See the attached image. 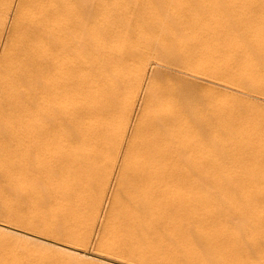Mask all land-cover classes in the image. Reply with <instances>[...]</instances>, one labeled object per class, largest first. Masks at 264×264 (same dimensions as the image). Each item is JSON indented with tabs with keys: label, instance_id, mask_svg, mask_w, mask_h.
I'll return each mask as SVG.
<instances>
[{
	"label": "rangeland",
	"instance_id": "obj_1",
	"mask_svg": "<svg viewBox=\"0 0 264 264\" xmlns=\"http://www.w3.org/2000/svg\"><path fill=\"white\" fill-rule=\"evenodd\" d=\"M105 1L107 2L106 3L107 8L110 6L108 8L110 13L112 12L111 14L114 17L116 16L113 22L111 23L112 27L110 26L108 28V32L105 33V34H108V37L106 38L107 40L105 39L107 41V47L105 48V50L107 49L108 51H105L104 48L101 49V50H104V52L102 51V54L104 53L105 56H107L106 60L108 61V63H106V66H102V64L105 65V62H106L105 60L104 63H102L103 62L102 59L103 58L105 59L106 57L104 56V54L103 55L100 54L101 47L99 45H95L92 38L91 39L86 38V40L84 41L85 45L84 43H82L83 44L82 47L84 49L81 48L82 52L80 56H82V59L88 62V65L89 64L90 65L88 69H86L87 71L80 72L79 77H78L79 79H77V83H76V86L79 89L83 88V92H84L83 93L80 91L81 93L80 94L77 93L79 95L76 94V96H80L81 99L84 96V99H82V102H80V98H79L78 103L77 101L76 103L69 102L68 104L70 105H67V103H65V105H63L62 107L63 109L62 108L60 109L59 116H61L60 118L61 126H59V132L57 135H55L56 137L52 136L50 139V142H48L50 143L47 149L49 153L46 150V153L44 156L45 157L44 159L46 161L44 162L42 161V163L44 164H42V166L41 165L39 166V168L41 169L42 167L43 169L45 168L44 169L45 171L41 169L40 170L36 169L37 171L34 170L36 171L35 173L38 175V180L36 182L21 180L23 182L19 183L20 181L12 180L9 183L7 182L5 183L3 179H0V187L2 188V190L0 188V192H1L0 193V222H3L4 224L8 225L7 227L4 226L5 229L3 230L0 229V264H120L115 261L106 259L107 258L106 255L103 254L104 253L103 248L101 247L103 242H101V240L102 239L105 240L104 235L106 234V236H108L109 233L110 235L108 237V241L111 240V239L109 240V238H112L114 239L115 242L113 240L110 242L112 243L114 242V244L116 243V245L120 247L121 249L133 250L135 254L139 255V256L136 255V257L138 256V259H135V261H140L141 264H164V263L165 264H169V263L170 264H202V263L204 264V262L205 264H210V263L211 264H225L224 260H221L220 258H218V254H214L211 249L203 245L202 240L204 238L202 236L199 237L200 236L199 232L201 231L198 230V226L201 227V229L203 228L204 230L205 229L207 230L208 229L207 227L212 225L214 222H215L214 225L219 222L220 224L222 223L221 225L224 224L223 225L224 227L226 228L228 227L227 230L229 232L234 231L236 229H237L236 231H240V232H236V231L231 232L236 235H239V233L242 234V235H239L240 239L244 237L243 235H245L246 237L247 236L250 237V236H253L254 233H257V232H253L252 225H250L251 223L247 221L239 213L237 214L235 209L232 208L233 205L229 202H232L233 200L235 202H239V204H242L243 208H245L244 215L248 216L250 215L249 213H251L252 211H251L249 204H247L248 202L244 198L245 196L243 195L245 193V188H248V186L253 187L254 185H264V0H259L260 4L256 8H252V10L249 9L253 13V15H248V10L242 7L240 4H238L237 0H217V2L218 1L219 2H218V6L216 7L215 11H212L213 9L207 8L205 5H203L201 0L199 1L198 0L197 1L196 0H192V1L190 0H135V1L134 0H129V1L128 0H105ZM116 1L118 2V4ZM149 4H151L152 7ZM147 5H148V8L150 7L156 8V10L154 9V15L157 14L156 16L159 17L158 19H156L157 18L156 16H155L156 18L154 17V19H156L154 20V28H150L149 24L145 23L144 21L136 20L137 17L142 16L143 14L142 9L143 7L144 9H146ZM164 6H165V9H164ZM196 7L198 8V11L196 10L197 9ZM161 8L165 11L161 10ZM177 8H178V11L176 10ZM194 9L196 12L194 11ZM118 10H121L122 12L123 11L124 12L123 13L120 11L118 12ZM179 13L182 19H180ZM162 14L163 15L165 14V15L161 16ZM132 15L135 18H131ZM160 18H163L164 21L163 20L161 21ZM210 18H214V19H210ZM184 19L187 21H185ZM169 21H171L172 24ZM140 22L141 23L143 22V23L141 24ZM166 22L167 23L169 22V23L167 24ZM163 23L165 24L163 25ZM155 24L157 26H155ZM170 24L173 25L174 27L171 26ZM145 26L146 28H144ZM140 27L141 29H139ZM147 27H149L151 30L148 29ZM206 29L209 31H206ZM142 30L145 31L146 34H142L141 32H139ZM124 31L127 34L126 36L127 39L123 37L124 38L123 40L127 41L126 42L127 48H129L128 51L132 53L134 52L137 46L143 47V48L140 47L141 48L139 50L140 53L141 51L142 53L145 52L143 54H146L147 52V55H146L147 60L146 59L145 60L148 62L150 60L151 63L153 62V66H155L153 73L151 72L152 71L151 68L153 66L148 67V73L143 83L144 86H142L143 88L140 90L139 88L136 87L133 81H128L130 80L131 76L128 75V73L126 72L127 70L126 68L123 69L122 72H117L118 67H122L127 64L129 66V63L133 60V58H131L133 56L127 55L130 52L128 53L126 51L125 53L127 54H125L124 52H121L120 49L119 50L113 49V48H116L117 44H121L119 42H121V37L124 35ZM151 31L153 32L151 33ZM109 36H111V38H109ZM108 38L112 42L109 43ZM206 42H207V45H206ZM97 46L99 47L97 48ZM110 50H113V51H110ZM98 51L100 53H98ZM109 52H113V55L112 53H109ZM114 52H116V54L117 53L119 54L115 55ZM97 55H100V58L101 56H103V58L100 59L99 56L97 57ZM118 56H120V60ZM122 57H124V59ZM83 60H81V58L79 59L80 62H84ZM98 61L99 63H97ZM109 62L111 64H109ZM93 63L94 64L97 63V64H95L94 66ZM100 63H101V66H100ZM96 65L101 69L99 70V68ZM90 66L91 67L93 66V67L91 68ZM94 67H95V70L97 69L96 71L93 70ZM104 69L106 70L104 71ZM94 71L95 72L98 71L99 73L97 72V74H101V75H99L98 77V75ZM213 71H216V76L221 77L222 80L219 79V82L220 80L222 81L220 83L221 86L216 83L212 84V82H210ZM115 72L117 73L114 74L113 76V73ZM197 72L202 73V76H203L202 80H199L195 77L198 75ZM94 73L96 76L94 75ZM100 77L102 79V82H101ZM104 77H107L108 79ZM115 77L116 79L114 80ZM118 77L120 80L118 79ZM103 78L106 81H104ZM93 79L95 83L94 81H92ZM141 79H143L142 76L137 77L138 81H141ZM121 80L123 81V83L125 82L126 83L122 84V82H120ZM111 81H112V84H111ZM223 81H226V82H223ZM105 83L106 85H104ZM96 84L98 85V87ZM115 84H117V87L118 86L119 87L118 88L115 87L116 86ZM131 84L132 86H130ZM226 85L228 88H226ZM111 86H114L112 87L113 90ZM106 87L108 88V90L106 89ZM132 87H136V88L132 89ZM90 88L93 89V91L95 92L94 94H92V96L91 94H89L90 93L89 90L91 91ZM104 88H105V92H103ZM96 89L102 90V92L97 91ZM136 89L138 90V93ZM107 96L109 97L108 99H107ZM98 98L102 100L100 99L98 100ZM103 99H106V100H103ZM145 101L147 102L144 107ZM79 102L81 105H79ZM146 107H149V109ZM93 108H94V111L96 112L97 110L98 112L101 111V109L102 111H105V110L107 111V109H109V111L115 110V112L117 111L116 112L117 115H115L117 118L115 116H114L115 118L112 117L113 123L111 124H110V122H112L111 118H110L111 120L105 119L106 121L103 119V122L101 120L102 118L101 119L97 118L96 119L97 123H95L96 121L93 118H92L93 120L86 118L88 117L86 115V111H89L90 109L93 111ZM129 110L131 113L129 112ZM65 111L67 114L64 113ZM80 111L81 113L77 114ZM82 113H84V115L79 116V117L84 116L83 118L79 119L78 116H75V115H81ZM139 114L141 115L138 116ZM99 120L101 121L102 125L99 124L100 123ZM163 120H165L166 123H164ZM92 121L94 122V124L91 123ZM104 121L106 125H104ZM138 121L139 122L143 121L145 124L139 123ZM137 122L140 125L136 124ZM107 124L109 126H107ZM112 124L114 126H112ZM148 124L151 126H148ZM95 125L98 128L97 130L93 128L95 127ZM103 125H104V128H107L106 129L107 133L106 132L104 133L105 130L102 131V133L106 134L104 137H106L107 139V141H104L106 142L104 144L100 143V142H103L102 140H104V138H103V134H100L101 132L99 130V128L103 130L102 129ZM133 125L134 126L137 125L136 127L138 128L140 127V129L143 132L139 135L138 134L139 130ZM147 126L149 128L151 127L150 130L148 128L146 130ZM70 128L71 129L76 128L74 130L77 133H74L75 131L71 130ZM173 128L174 130H172ZM92 129H95L96 131L95 130L94 131L97 133L96 134L94 132L95 135L97 137L101 135L102 139L101 137L100 138L98 137L99 140L96 141L95 140L96 137H95L94 141H92V139H90L91 137L93 138V135H94L92 134L93 133ZM134 129H137L138 131L136 130L137 132H135ZM90 132L92 134L91 137H90ZM83 134H85V136L87 135L88 137L86 138L87 139L89 138V140L94 142L95 145L99 141L98 142L99 144H97L96 147L100 148L102 146V149H104L103 154H105L108 150L106 154L109 153L108 154L109 159L111 158L113 160L118 157L116 160H113L114 163L115 161H117V169H118V170L116 169L117 171H115V173L113 174L115 177V178L113 177V180L112 178L109 177V174L111 173L110 168L111 169L113 168L111 167L112 165L111 159L110 160L107 159L108 158L107 156L105 158L103 154L101 153L102 151H100L99 148H98L99 151L98 149L96 150V147L93 146L94 143L92 146H89L87 142L90 144L91 141L89 142L88 140L85 142L88 146L84 144L85 137L83 136ZM122 134L125 135V143H124L125 146L129 145L131 142L133 143V141H134L133 144L141 146L142 144L140 145L141 142L138 140H141L142 142L146 140H151V139L154 140V155H155L154 156L155 157L154 158L155 160L154 169L157 172L156 173L154 171V173L157 174V175L155 174L156 178L154 179V181L156 180V185H154V189L158 190V191L157 190L154 191V201L156 202V203L154 202V218H155L154 219V229L157 233L155 231L145 232V233L144 232H132V230L130 229L132 227L131 224H133V221L135 220V218L133 217L136 215L137 218H140V213L142 214V209L141 207L136 208L134 205L140 201V198L137 192L133 191L132 193L131 192L132 190L131 191L126 190L125 186L119 189L118 183L115 182L116 178L118 180V176H119L117 175L119 172V165L121 164V162L123 163L124 155H122V153L124 154L126 151V148H128L127 146L125 147L123 145L124 148L122 150V153L120 155H117V152H116L117 150L115 149V146L117 147V144H120L121 138L123 136ZM137 134L138 136H136ZM134 135H135V138H134ZM73 138L76 141H74ZM130 139L132 140L131 142L129 141ZM163 140H166V145H161L159 143L160 141H163ZM68 142H70L72 146L74 147V149H72L73 153L70 151L72 155L70 153L67 154L68 151L63 149L64 148L63 146H66L65 144H67ZM107 142H111V143H107ZM70 143L68 144L70 145ZM132 143L130 146L131 147L133 146V150L135 151L134 152L131 148L132 154L136 155L137 150H135L134 148L136 146L133 145ZM103 145H104V148H103ZM91 147H94V148H91ZM60 149L61 150L63 149V150L61 151ZM82 149L84 150L81 151ZM139 149L140 148H138V150ZM47 154H49L50 156ZM64 155H65V158L71 156L74 162L72 167L63 166L62 163H60L62 160H64L63 159ZM135 155H132V157L134 156L133 157L134 161H136ZM87 156L89 160H85V159H88ZM56 158L58 159L56 160ZM47 159L49 161L55 160V163L54 162L52 163V161L49 162ZM119 159L121 162L119 161ZM130 159H131L130 160L131 164L129 163V166L126 167L127 168L125 171L126 174L127 173L130 174L128 170L130 171H132V169L134 170L137 166H139L138 164L140 163V162L138 163L137 161L136 162L137 164L135 162H134L135 164H133L132 163L133 159L131 157ZM138 160H140V158ZM104 162H106L107 165H105ZM45 163L48 165H46ZM132 165L136 167L133 168ZM103 167H105V169H103ZM92 169L96 170V172L93 171ZM107 169H109V171H107ZM39 171L40 173H38ZM106 171H107V174H106L107 176L105 175ZM64 172L68 174L67 175L68 179H66V176L64 177ZM170 172L173 174L174 177L177 176L176 177L178 178V180L176 181L177 184L174 183L175 181L172 182L174 183L173 184L174 187L169 186L172 189L165 188L166 185L165 187H163L164 186L163 184V186L162 187L160 186L161 188L159 189L160 184L157 181V176L159 177L162 175L163 177L164 176L170 177L172 176ZM44 173H45V176H44L45 179H42L43 177L40 174L44 175ZM97 174L99 175L100 178L97 176ZM101 175L102 176L104 175V177L106 176L107 178L106 177H105L106 179L101 178L102 177ZM94 177H97V178H94ZM108 177L110 178L109 184H108V179H109ZM159 179L161 180V177ZM182 180H185V181H182ZM180 181L182 182L183 185L181 184ZM98 182H100L101 184ZM104 184L107 187L106 189L107 192L104 189L105 187ZM106 184H108V186ZM201 184H202V188H201ZM205 184L207 186L209 185L208 186L209 189H207L208 187ZM102 185L104 186L103 190H105L103 192L104 193L106 192V194H103V192L100 191ZM24 186H26L27 189H25ZM98 187H100V189ZM175 187L177 190L174 189ZM225 187H229V189ZM220 188H224L227 190L228 194L230 195L229 198L226 197V195L224 194V192H222ZM239 188H240V191H239ZM73 189L74 191L78 190V195L75 196L74 198L76 201L72 199L69 202L68 199L65 200V197H66L67 192L72 191ZM124 190L126 192H124ZM170 190L173 192H171ZM233 190H235L236 193ZM127 191H129V193ZM111 192L112 193L115 192L117 194H112ZM241 192H242V195H239ZM230 193L231 194L234 193V194L231 195ZM101 194H103L104 196L103 199H101L102 197H100L102 196ZM132 194H134L133 196L135 197V200ZM158 195H160L161 197ZM92 196L94 198H92ZM99 197H100V200L97 199ZM131 197L133 198L131 199ZM136 197H138L137 200H136ZM202 197H203V200L201 199ZM241 198H243L242 202H240ZM28 200H31V201H28ZM101 200H102V204H100ZM133 200L134 202L135 201L136 202L135 203L132 202ZM91 201H93L94 204H92ZM204 201L207 204L210 202L209 203L210 206L213 205V207H211V209L213 208V211H212L213 214L209 217L208 215L210 214L205 213L206 211L203 208ZM35 202H36V205H34ZM95 202L98 203L96 207L100 208L101 211L100 209L95 208V205H96ZM169 203H170V206H169ZM99 204L102 207H99L98 206ZM30 206H32V208ZM125 206L126 208H124ZM110 207H112L111 210H110ZM92 208H95V209L93 210ZM223 208H225L226 210ZM115 209L116 211L118 209V211L117 212L114 211L115 212L114 213L113 210ZM98 210L99 212H96ZM12 211L15 212V214ZM111 211L113 215L110 213ZM95 212L96 214H99L98 217L96 216ZM130 212L134 213V215L131 214ZM18 213L21 216L18 215ZM204 213L207 216L206 218L204 216L205 215ZM26 214L28 216H25ZM129 214H131L130 215L131 218L134 219L133 221H130V219H128L130 218ZM36 215H38V218H36L37 217ZM114 215L116 216V218L117 217L118 218L116 219ZM235 215L238 217L236 218ZM110 216L114 219H112ZM28 217H30V219ZM163 217L166 219H164ZM207 218H208L209 223L208 221H206ZM106 219H108V221L110 222L108 223ZM212 219H216V220L215 221L213 220L212 222ZM8 220L10 223L8 222ZM18 220L20 221V223ZM118 220L122 223H120ZM117 221L119 222V225L116 224L118 223ZM113 222L115 224H113ZM124 223L126 226L122 225ZM194 223L196 224V226ZM202 224L205 227H203ZM102 225H104V227ZM13 226L14 228H17V229L20 228V230L26 231L27 233H32L36 236H32V238H29L27 236H30V235H28L26 232H18V233L12 232V230L14 231V229L11 228ZM229 227H230V230H229ZM169 228H172V230L170 231ZM70 230H71V233H70ZM67 231H69L70 236H72L71 238L74 241H72L69 238L70 236H69V233H67ZM108 231H111L112 233ZM127 231H129L131 234L136 235L134 240L138 239V241H132L133 238L129 239L133 235L130 236V233ZM11 232L13 233V235ZM180 232L181 234H184V235L186 233V237L188 241H191L190 244L185 243V242H181V243L176 242L175 238L173 237H175V235L180 234ZM158 233L161 236H159ZM18 234L21 236L19 237ZM66 234L67 236H69L68 238L66 237ZM118 234L119 236H121L120 238ZM14 235L15 237H13ZM125 236L126 237L129 236V237L126 238ZM147 236L150 239H148ZM89 237L90 239H88ZM246 237H244V239ZM67 239H70V240H67ZM98 239H101V240H98ZM257 239H255L256 247H254L253 244H247V243H246L247 245L245 244L246 245L245 247L248 249L247 253L248 254L250 253L249 256H251V258L255 261V263L264 264V257H263L264 252H262L264 251V243L260 242ZM25 240H28V241H25ZM159 241H162V243L160 242L161 244H163V241H164V244L163 245L159 244ZM55 242L64 243V244H68L71 246L78 245L77 248L79 247L80 252L75 253V252H70L64 249L57 248L60 245L59 244L57 245V243ZM104 242H107V241L105 240ZM120 242H122L123 244ZM131 243L132 244L137 243V245L134 244L135 246H133ZM100 247L102 249H100ZM153 247L154 248L156 247L155 250ZM66 252L69 254H67ZM167 254L168 256H171V257H167ZM99 255H101V257H99ZM74 256L77 258H75ZM130 262L129 264H136L134 260Z\"/></svg>",
	"mask_w": 264,
	"mask_h": 264
},
{
	"label": "bare ground",
	"instance_id": "obj_2",
	"mask_svg": "<svg viewBox=\"0 0 264 264\" xmlns=\"http://www.w3.org/2000/svg\"><path fill=\"white\" fill-rule=\"evenodd\" d=\"M129 1V0H128ZM135 1V0H134ZM192 1V0H190ZM197 1V0H196ZM199 1V0H198ZM117 2V1H116ZM132 2V1H131ZM130 2V3H131ZM148 2V1H147ZM154 2V1H153ZM187 2V1H186ZM185 2V3H186ZM201 2L203 3V5H205L207 8H210V9H213L212 11H215L216 10V7L218 6V2L217 0H201ZM232 2V1H231ZM106 1L105 0H0V179H3L5 181V183H9L11 182L12 180H17V181H20L19 183L23 182V181H30V182H36L38 180V175L35 173L37 170H40L41 168H39V166L44 163H42V161H46L44 158L45 156V153H46V150L48 149L50 143V139L52 136L56 137L55 135L58 134L59 132V126L60 125V122H61V116H59L60 114V109L63 107V105H65V103H67V105H70L68 104L69 102L72 103H78V99L80 98V96H76L77 93H81L83 92V88L79 89L77 86H76V83H77V79H79V74L80 72H84V71H87L86 69H88L89 65H88V62H86L85 60L82 59V56H80L81 54V48L84 49L82 47V43H84V41L86 40V38L88 39H91L93 40L94 44L95 45H99L101 48H100V52L98 51V53L102 54V51L104 52L105 48L107 47V37H108V34H105L106 32H108V28L111 26V23L113 22V20L115 19V17L110 13V11L108 10V7L107 8V5H106ZM143 3V2H142ZM146 3V2H145ZM149 3V2H148ZM151 3V1H150ZM158 3V2H157ZM200 3V2H198ZM237 3L240 4L242 7L246 8L248 10V15H253V13L250 11L252 10V8H256L259 4H260V1L259 0H237ZM118 4V2H117ZM136 4V2H135ZM180 4V2H179ZM183 4V3H182ZM96 5V6H95ZM98 5V7H97ZM113 5V4H111ZM143 5V4H142ZM151 7L152 5L149 4ZM160 5V4H159ZM162 5V4H161ZM194 5V4H193ZM136 6V5H135ZM141 6V5H140ZM158 6V5H157ZM171 6V5H170ZM190 6V5H188ZM121 7V6H120ZM148 8V5H147V8L142 9V16L141 17H137L136 20L137 21H144L145 23L149 24V27L150 28H154V20L158 19L159 17H157L156 15H154V9L156 10V8ZM180 7V6H179ZM113 8V7H112ZM118 8V7H117ZM138 8V7H136ZM135 8V9H136ZM187 8V7H186ZM190 8V7H189ZM193 8V7H192ZM195 8V7H194ZM197 8V7H196ZM219 8V7H218ZM111 9V8H110ZM120 9V8H119ZM124 9V7H123ZM122 9V10H123ZM159 9V7H158ZM164 9H165V6H164ZM202 9V8H201ZM243 9V8H242ZM250 9V10H249ZM161 10H163L161 8ZM160 10V11H161ZM178 11V8L176 9ZM183 10V9H182ZM180 10V11H182ZM198 11V8L196 9ZM112 11V10H111ZM122 12L121 10H118V12ZM165 11V10H163ZM162 11V12H163ZM191 11V10H190ZM195 11V9H194ZM203 11V10H202ZM124 12V11H123ZM122 12V13H123ZM176 12V11H174ZM196 12V11H195ZM211 12V10H210ZM127 13V12H126ZM125 13V14H126ZM156 13V12H155ZM159 13V12H158ZM161 13V12H160ZM164 13V12H163ZM182 13V12H181ZM209 13V12H208ZM128 14V13H127ZM177 14V13H176ZM160 15V14H159ZM165 15V14H164ZM163 14L161 16H164ZM195 15V14H194ZM209 15V14H208ZM125 16V15H124ZM157 18H156V17ZM160 16V17H161ZM168 16V15H167ZM179 16H180V13H179ZM130 17V16H129ZM154 17L156 19H154ZM166 17V16H165ZM171 17V15H170ZM173 17V16H172ZM183 17V16H182ZM196 17V16H195ZM202 17V16H201ZM216 17V15H215ZM122 18V17H121ZM131 18H135L133 15L131 16ZM130 18V19H131ZM197 18V17H196ZM195 18V19H196ZM127 19V18H126ZM161 21L163 20V18H160ZM169 19V18H168ZM174 19V18H173ZM180 19L181 16H180ZM189 19V17H188ZM194 19V18H192ZM202 19V18H201ZM210 19H214V18H210ZM122 20V19H121ZM135 20V19H134ZM171 20V19H170ZM185 20V19H184ZM191 20V18H190ZM208 20V19H207ZM228 20V19H227ZM120 21V20H119ZM164 21V20H163ZM172 21V20H171ZM171 21H169L171 23ZM176 21V20H175ZM187 21V20H185ZM210 21V20H209ZM121 22V21H120ZM127 22V21H125ZM134 22V21H133ZM168 22V23H169ZM182 22V21H181ZM180 22V23H181ZM189 22V20H188ZM186 22V23H188ZM192 22V21H191ZM199 22V21H197ZM196 22V23H197ZM201 22V20H200ZM203 22V21H202ZM211 22V21H210ZM214 22V20H213ZM117 23V22H116ZM122 23V22H121ZM130 23V22H129ZM136 23V22H135ZM141 23V22H140ZM143 23V22H142ZM141 23V24H142ZM167 23V22H166ZM167 23V24H168ZM174 23V22H173ZM178 23V22H177ZM179 23V24H180ZM195 23V21H194ZM123 24V23H122ZM146 24V25H147ZM160 24V23H158ZM165 23H163L164 25ZM172 24V23H171ZM170 24V25H171ZM185 24V23H184ZM183 24V25H184ZM118 25V24H117ZM175 25V24H174ZM182 25V26H183ZM189 25V24H188ZM193 25V24H192ZM198 25V24H197ZM209 25V24H208ZM218 25V23H217ZM119 26V25H118ZM140 26V25H139ZM138 26V27H139ZM144 26V25H143ZM148 26V25H147ZM155 26H157L155 24ZM161 26V25H160ZM173 26V25H171ZM187 26V25H185ZM191 26V25H190ZM195 26V25H194ZM112 27V26H111ZM123 27V26H121ZM137 27V26H136ZM149 27H147L148 29H150ZM174 27V26H173ZM202 27V25H201ZM200 27V28H201ZM115 28V26H114ZM128 28V26H127ZM146 28V26L144 27ZM169 28V27H168ZM171 28V27H170ZM184 28V27H183ZM192 28V27H191ZM194 28V27H193ZM113 29V28H112ZM141 29V27L139 28ZM138 29V30H139ZM143 29V28H142ZM159 29V28H158ZM163 29V28H162ZM204 29V28H203ZM115 30V29H114ZM113 30V31H114ZM123 30V29H122ZM132 30V29H131ZM151 30V29H150ZM165 30V29H164ZM177 30V29H176ZM190 30V29H189ZM215 30V29H214ZM148 31V30H147ZM161 31V30H160ZM170 31V30H169ZM179 31V30H178ZM186 31V30H185ZM206 31H209L206 29ZM216 31V30H215ZM141 32L142 34H146L145 31H139ZM153 31H151L152 33ZM164 32V31H162ZM167 32V31H165ZM177 32V31H176ZM189 32V31H188ZM192 32V31H191ZM202 32V31H201ZM211 32V31H210ZM113 33V32H112ZM118 33V32H117ZM138 33V32H137ZM136 33V34H137ZM140 33V34H141ZM171 33V32H170ZM174 33V32H173ZM150 34V33H148ZM164 34V33H163ZM106 35V37H105ZM174 35V34H173ZM179 35V34H178ZM185 35V34H184ZM192 35V33H191ZM127 34L126 32L124 31V35L121 37V42H118L121 43V44H117L116 45V48H113L114 50L115 49H120L121 52H130L128 51L129 48H127V41L123 40L125 37L127 39ZM139 36V34H138ZM144 36V35H143ZM154 36V34H153ZM187 36V35H186ZM185 36V38H186ZM204 36V35H203ZM141 37V36H140ZM189 37V36H188ZM109 38H111V36H109ZM108 38V40H109ZM144 38V37H143ZM200 38V37H199ZM197 38V39H199ZM106 39V40H105ZM115 39V38H114ZM203 39V38H202ZM213 39V38H211ZM205 40V39H204ZM210 40V39H209ZM89 41V40H88ZM200 41V40H199ZM208 41V40H207ZM212 41V40H211ZM216 41V40H214ZM92 42V41H91ZM92 42V43H93ZM112 42L109 40V43ZM117 42V43H118ZM151 42V41H150ZM203 42V41H202ZM205 42V41H204ZM87 44V43H86ZM129 44V43H128ZM152 44V43H151ZM209 44V43H208ZM211 44V42H210ZM213 44V42H212ZM85 45V43H84ZM88 45V44H87ZM203 45V44H202ZM205 45V44H204ZM206 45H207V42H206ZM215 45V44H214ZM97 46V48L99 47ZM92 47V46H91ZM114 47V46H113ZM141 46H137L134 50V52H130L129 54L127 55H131L133 57V60L129 63V66L128 64L127 65H120L122 67H118L117 68V72H122L123 69H127L126 72L128 73V75L131 76L130 80L128 81H133V83H135L136 87L140 89H142L144 86V80L147 76V73H148V67L149 66H153V62L151 63L150 60L149 62L146 61V55H147V52L146 54H143L145 52L140 53V49L143 48ZM104 50H101L103 49ZM127 48V49H126ZM90 49V48H89ZM86 50V49H85ZM99 50V49H98ZM148 50V49H147ZM154 50V49H153ZM105 51H108L107 49ZM110 51H113V50H110ZM146 51V50H145ZM97 53V54H98ZM106 53V52H105ZM109 53H112L113 55V52H109ZM104 54V53H103ZM102 54V55H103ZM107 54V53H106ZM115 55L119 54L116 52H114ZM153 54V53H152ZM87 55V54H86ZM96 56V55H95ZM99 56L100 58V55H97V57ZM105 56V54H104ZM81 58V60H83L84 62H80L79 59ZM94 57V56H93ZM106 58L104 59L103 56H101L102 59V63H104V61L107 59V56H105ZM119 57V60H120V56ZM96 58V57H95ZM100 58V59H101ZM124 59V57H122ZM146 59V60H145ZM95 60V59H94ZM97 60V59H96ZM109 60V59H108ZM118 60V59H117ZM122 61V60H121ZM152 61V60H151ZM86 62V63H85ZM117 62V61H116ZM99 63V61L97 62ZM95 63V64H97ZM106 63H108V61L106 60L105 62V65L102 64V66H106ZM120 63V62H119ZM92 64V63H91ZM94 64V63H93ZM94 64V66H95ZM109 64H111L109 62ZM108 64V65H109ZM118 64V63H117ZM116 64V65H117ZM196 65V64H195ZM97 66V65H96ZM100 66H101V63H100ZM112 66V65H111ZM128 66V67H127ZM91 67V66H90ZM93 67V66H92ZM91 67V68H92ZM98 67V66H97ZM154 67L153 66L151 68V72L153 73L154 72ZM99 68V67H98ZM112 68V67H111ZM110 68V69H111ZM203 68V66H202ZM216 68V67H215ZM101 68H99L100 70ZM95 70V67L94 69ZM92 70V72H93ZM97 70V69H96ZM95 70V71H96ZM103 70V69H102ZM101 70V71H102ZM106 69H104L105 71ZM109 70V69H108ZM158 70V69H157ZM218 70V68H217ZM91 71V70H90ZM94 71V72H95ZM98 72V71H97ZM97 72H95L97 74ZM103 72V71H102ZM110 72V71H109ZM117 72L113 73V76L114 74H116ZM150 72V73H151ZM222 72V71H221ZM86 73V72H85ZM89 73V72H88ZM94 73V75H95ZM99 73V72H98ZM107 73V71H106ZM184 73V72H183ZM90 74V73H89ZM186 74V73H185ZM196 74V73H195ZM197 76H195L197 79L199 80H202L203 79V76H202V73L201 72H197ZM92 75V74H91ZM98 77L99 75L101 74H97ZM112 75V74H111ZM118 75V74H117ZM122 75V74H121ZM125 75V74H123ZM150 75V74H149ZM84 76V75H83ZM93 76V75H92ZM96 76V75H95ZM116 76V75H115ZM119 76V75H118ZM139 76H142L143 79H141V81H138L137 80V77ZM188 76V75H186ZM190 76V75H189ZM193 76V77H194ZM205 76V75H204ZM209 76V75H208ZM102 77V76H101ZM100 77V79H101ZM108 77V75H107ZM107 77H104V78H107ZM126 77V76H125ZM224 77V76H223ZM82 78V77H81ZM103 78V80H104ZM113 78V77H112ZM122 78V77H121ZM87 79V78H86ZM95 79V78H94ZM94 79L92 81H94ZM108 79V78H107ZM116 79V77L114 78V80ZM119 79V77H118ZM128 79V78H127ZM207 79V78H206ZM219 79H221V77L219 76H216V71H213L212 72V75H211V80L210 82L213 83H216L218 85H220V83L222 82L220 80L219 82ZM97 80V79H96ZM99 80V79H98ZM120 80V79H119ZM126 80V79H125ZM190 80V79H189ZM196 80V79H195ZM84 81V80H83ZM90 81V82H92ZM106 81V80H104ZM150 81V80H149ZM88 82V81H87ZM89 82V83H90ZM101 82H102V79H101ZM100 82V83H101ZM120 82H122V84H125L123 83V81L121 80ZM147 82V81H146ZM202 82V81H201ZM223 82H226V81H223ZM82 83V82H81ZM88 83V84H89ZM95 83V81H94ZM115 83V81H114ZM113 83V84H114ZM128 83V82H127ZM132 83V82H130ZM149 83V82H148ZM151 83V82H150ZM153 83V82H152ZM79 84V83H78ZM92 84V83H91ZM99 84V82H98ZM111 84H112V81H111ZM82 85V84H80ZM85 85V83H84ZM90 85V84H89ZM93 85V84H92ZM97 85V84H96ZM106 85V83L104 84ZM116 85V86H115ZM114 86L117 87V84H115ZM148 85V84H147ZM114 86H111L114 87ZM132 86V84L130 85ZM134 86V84H133ZM152 86V85H150ZM154 86V85H153ZM216 86V85H215ZM221 86V85H220ZM80 87V86H79ZM84 87V86H83ZM94 87V86H92ZM98 87V85H97ZM96 87V88H97ZM119 87V86H118ZM117 87V88H118ZM126 87V86H125ZM136 87H132V89H135ZM225 87V86H224ZM89 88V87H88ZM102 88V87H101ZM100 88V89H101ZM129 88V87H128ZM219 88V87H218ZM226 88L227 85H226ZM91 89V88H90ZM106 89L108 90V88L106 87ZM116 89V88H115ZM121 89V88H119ZM118 89V90H119ZM127 89V88H126ZM130 89V88H129ZM233 89V88H232ZM95 90V88H94ZM97 91H101L102 90H98L96 89ZM113 90V88H112ZM124 90V89H123ZM137 90V89H136ZM145 90V89H144ZM147 90V89H146ZM234 90V89H233ZM81 91V92H80ZM110 91V90H109ZM127 91V90H126ZM143 91V90H142ZM87 92V91H86ZM89 94H94L95 92L93 91V89H91V91L89 90ZM105 92V88H104V91ZM114 92V91H112ZM144 92V91H143ZM84 93V92H83ZM99 93V92H98ZM96 93V94H98ZM137 93H138V90H137ZM77 94V95H79ZM95 94V95H96ZM100 94V93H99ZM145 94V93H144ZM112 95V93H111ZM118 95V94H117ZM83 96V95H82ZM97 96V95H96ZM144 96V95H143ZM94 97V96H93ZM92 97V98H93ZM109 97L107 96V99ZM114 98V97H113ZM112 98V99H113ZM84 99V96L83 98ZM82 99L80 98V102H82ZM96 99V97H95ZM100 98H98L99 100ZM133 99V98H131ZM135 99V98H134ZM145 99V97H144ZM94 100V99H93ZM102 100V99H100ZM103 100H106V99H103ZM132 101V100H131ZM134 101V100H133ZM79 102V105H81ZM114 102V101H113ZM135 102V101H134ZM146 102L145 101V104H144V107L146 105ZM103 103V102H102ZM107 103V101H106ZM131 103V102H130ZM133 103V102H132ZM93 104V103H91ZM111 104V103H110ZM113 104V103H112ZM115 104V103H114ZM118 104V103H117ZM120 104V103H119ZM96 105V103H95ZM94 105V106H95ZM99 105V104H98ZM136 105V104H135ZM149 105V104H148ZM147 105V106H148ZM152 105V104H151ZM115 106V105H114ZM150 106V105H149ZM102 107V105H101ZM100 107V108H101ZM120 107V106H119ZM136 107V106H135ZM68 108V107H67ZM91 108V107H89ZM96 108V107H95ZM105 108V107H104ZM103 108V109H104ZM113 108V107H112ZM116 108V107H115ZM114 108V109H115ZM149 109V107H146ZM63 109V108H62ZM70 109V108H69ZM75 109V108H74ZM106 109V108H105ZM131 109V108H129ZM78 110V109H77ZM88 110V109H87ZM96 110V109H95ZM74 111V110H73ZM120 111V110H119ZM132 111V110H131ZM134 111V110H133ZM117 112V111H116ZM115 112V110H112V111H109V109H107V111H99L97 110L94 111V108H93V111L90 109L89 111H86V115L88 117L86 118H89V119H94L97 123V118H102V122H103V119H112V117H114L115 115H117V113ZM128 112V111H127ZM130 112V110H129ZM65 114L66 111L64 112ZM81 111L77 114H80ZM131 113V112H130ZM73 114V112H72ZM124 114V113H123ZM84 115V113H82L81 115H75V116H78V118H83V117H79V116H82ZM125 115V114H124ZM131 115V114H130ZM141 114H139L138 116H140ZM69 116V114H68ZM146 116V115H145ZM71 117V115H70ZM73 117V116H72ZM96 117V118H95ZM116 117V116H115ZM114 117V118H115ZM135 117V116H134ZM69 118V117H68ZM117 118V117H116ZM122 118V117H121ZM128 118V117H126ZM125 118V119H126ZM92 119V120H93ZM110 119V120H111ZM133 119V118H132ZM137 119V118H136ZM135 119V120H136ZM88 120V119H87ZM140 120V119H139ZM72 121V120H71ZM100 121V120H99ZM106 121V120H105ZM105 121H104V125L105 124ZM113 123V119L111 120ZM126 121V120H125ZM141 121V120H140ZM151 121V120H150ZM66 122V121H64ZM80 122V121H79ZM127 122V121H126ZM133 122V121H132ZM136 122V121H135ZM139 122V121H138ZM136 123L138 125H140L139 123H144L143 121L142 122H139V123ZM164 123H166L165 120H163ZM91 123L94 124V122L92 121ZM109 123V122H108ZM149 123V122H148ZM163 123V124H164ZM63 124V123H62ZM66 124V123H64ZM101 121H100V123ZM98 124V125H99ZM126 124V123H125ZM131 124V123H130ZM145 124V123H144ZM150 124V123H149ZM148 126H151L149 125ZM153 124V123H152ZM69 125V123H68ZM73 125V124H72ZM97 125V124H96ZM95 125V128L96 130L98 129L97 126ZM104 125H103V130H100V134H103V138L104 140H102L103 142H100L102 144L106 143L104 141H107L106 137H104L106 134H104L106 132V129L107 128H104ZM124 125V124H123ZM127 125V124H126ZM107 126H109L107 124ZM112 126H114L112 124ZM125 126V125H124ZM134 126V125H133ZM137 126V125H136ZM134 126V127H136ZM146 127V130L147 128L150 130L149 127ZM69 127V126H68ZM72 127V126H70ZM111 127V125H110ZM123 127V126H122ZM121 127V128H122ZM142 127V126H141ZM144 127V125H143ZM87 128V127H86ZM124 128V127H123ZM139 132L138 134L140 135L143 131L140 129V127H136ZM66 129V128H65ZM71 129V128H70ZM76 129V128H74ZM74 129H71V130H74ZM89 129V128H88ZM95 129H92L93 133V138L91 137L92 134L90 132V139H92V141H94V138L95 140H99V138L101 137L100 136H96L95 135ZM110 129V128H109ZM112 129V128H111ZM137 129H134L135 132H137L138 130ZM95 130V131H94ZM105 130V131H104ZM116 130V129H115ZM122 130V129H121ZM137 130V131H136ZM141 130V132H140ZM145 130V132H146ZM174 130V128L172 129ZM75 131V130H74ZM102 131H104V133H102ZM111 131V130H110ZM83 132V131H82ZM95 132V133H94ZM109 132V131H108ZM114 132V131H113ZM123 132V131H122ZM65 133V132H64ZM74 133H77L76 131ZM87 133V132H86ZM107 133V132H106ZM134 133V132H133ZM66 134V133H65ZM97 134V133H96ZM110 134V133H109ZM125 134V133H124ZM138 134L136 136H138ZM123 135V134H122ZM146 135V134H145ZM65 136V135H64ZM83 136L85 137V141H84V144H86L85 142L89 140V138L87 139L86 137H88L87 135L85 136V134H83ZM82 136V137H83ZM108 136V135H107ZM121 136V134H120ZM130 136V135H128ZM66 137V136H65ZM72 137V135H71ZM83 137V138H84ZM146 137V136H145ZM69 138V137H68ZM134 138H135V135H134ZM74 139V138H73ZM102 139V137H101ZM100 139V140H101ZM106 139V140H105ZM144 139V138H143ZM84 140V139H83ZM138 140V139H136ZM162 140V139H161ZM74 141H76L74 139ZM81 141V140H80ZM91 140H89L90 142ZM90 142V144L87 142V144L89 146H92L94 142ZM130 142L132 141L131 139L129 140ZM140 141V145L142 146H139V145H135L133 144L134 141H133V145H135L137 147H134L136 151V155L135 154H132V150H133V146L131 147V143L129 145H126L128 148H126V151L125 153L123 154L122 153V150H123V145L125 143V135L122 136L121 138V141H120V144H117V147L115 146V149L117 150V155H120L122 153V155H124V158H123V163L121 162V166L119 165V172L117 175L118 176V180L116 178V181L118 183V187L119 189L123 188L125 186L126 190H132L131 192L133 193V191L137 192L139 198H140V201L137 202L136 204H134V200H135V197L133 196L134 194H132V196L134 197V200L132 202H134L133 204L135 205L136 208H139L141 207L142 209V214L140 213V218H137V216L135 215L132 219L131 218V214L134 215V213H131L129 214L130 218V221H133V224L132 227L130 228L132 230V232H154L155 229H154V191H156L157 189H154V185H156V180L154 181V179L156 178L155 174L157 173L154 169V140L151 139V140H146V141H141V140H138ZM156 141V140H155ZM71 142V141H70ZM68 142V143H70ZM99 142V141H98ZM97 142V144H99ZM52 143V142H51ZM67 143V144H68ZM92 143V144H91ZM107 143H111V142H107ZM114 143V142H113ZM128 143V142H127ZM137 143V142H136ZM161 145H166V140H163V141H160L159 142ZM65 144V143H64ZM65 144L66 146H62L64 150H67V154L71 152L73 153V150L74 147L72 146V144L70 143V145L68 144ZM83 144V145H84ZM86 144V145H87ZM96 144V145H97ZM75 145V144H74ZM78 145V144H77ZM87 145V146H88ZM95 143L93 146H95ZM61 146V145H60ZM82 146V145H81ZM113 146V144H112ZM125 146V145H124ZM125 146V147H126ZM56 148V147H55ZM83 148V147H82ZM91 148H94V147H91ZM99 148V147H98ZM96 147V150L98 149ZM103 148H104V145H103ZM132 148V150H131ZM138 148H140L138 150ZM52 149V148H51ZM62 149V150H63ZM100 151H102L101 153L103 154V150L102 149V146L99 148ZM98 149V151H99ZM61 150V149H60ZM61 150V151H62ZM77 150V149H76ZM84 149H82L81 151H83ZM141 150V151H140ZM58 151V149H57ZM71 151V152H70ZM123 151V152H124ZM134 151V150H133ZM48 152V150H47ZM55 152V151H54ZM94 152V151H93ZM97 152V151H96ZM106 152V151H105ZM104 152V153H105ZM108 152V150H107ZM106 152V153H107ZM135 152V151H134ZM49 153V152H48ZM52 153V152H51ZM56 153V152H55ZM99 153V152H98ZM100 153V154H101ZM103 154V156L106 158V156L108 157V154ZM54 154V153H53ZM58 154V152H57ZM101 154V155H102ZM49 155V154H47ZM72 155V154H71ZM121 155V156H122ZM132 155H135V158H136V161H134V156L132 157ZM138 155V157H137ZM50 156V155H49ZM57 156V155H56ZM70 156V155H69ZM102 156V157H103ZM58 157V156H57ZM85 157V156H84ZM112 157V156H111ZM123 157V156H122ZM130 157L133 159L132 160V163L135 164L137 161H138V165L139 166H133L136 167L134 170L132 169V171L128 170L130 172L126 174V167L129 166V163L131 164L130 162ZM75 158V157H74ZM86 158V157H85ZM88 158V156H87ZM118 158V157H117ZM116 158V159H117ZM120 158V157H119ZM140 158V160L138 159ZM58 158H56L57 160ZM64 160H62L60 163H62L63 166H68V167H72L73 166V159L70 157H67L65 158V155H64ZM104 159V158H103ZM109 159V157L107 158ZM111 159V158H110ZM109 159V160H110ZM116 159H113V160H116ZM48 160V159H47ZM61 160V159H60ZM85 160H89L88 159H85ZM113 160L111 159V167H113L112 169L110 168L111 170V175L109 174V177L112 178L113 180V177H114V173L115 171H117V161H115V163L113 162ZM159 160V158H158ZM162 160V159H161ZM49 161V160H48ZM47 161V163H48ZM52 161V160H51ZM49 161V162H51ZM55 163V160L52 161V163ZM85 162V161H84ZM88 162V161H87ZM96 162V161H95ZM107 162V161H106ZM105 163V165H107V163ZM109 162V161H108ZM119 162V163H120ZM135 162V163H134ZM89 163V162H88ZM157 163V162H155ZM163 163V162H162ZM165 163V162H164ZM46 164V163H45ZM114 164V165H113ZM137 164V163H136ZM48 165V164H46ZM90 165V164H89ZM88 166V165H87ZM91 166V165H90ZM89 166V167H90ZM124 166V167H123ZM131 166V165H130ZM45 167V166H44ZM52 167V166H51ZM86 167V166H85ZM39 168V169H38ZM131 168V167H130ZM128 168V169H130ZM160 168V167H159ZM37 169V170H36ZM45 169V168H44ZM43 167L41 170H44ZM70 169V168H69ZM84 169V168H83ZM87 169V168H86ZM103 169H105V167H103ZM117 169V170H116ZM36 170V171H34ZM47 170V169H46ZM51 170V168H50ZM61 170V169H60ZM73 170V169H72ZM93 170V169H92ZM158 170V169H157ZM162 170V168H161ZM160 170V171H161ZM45 171V170H44ZM43 171V172H44ZM49 171V170H48ZM64 171V170H63ZM66 171V170H65ZM87 171V170H86ZM91 171V170H89ZM96 172V170H93ZM92 171V172H93ZM105 171V170H104ZM107 171H109V169H107ZM107 171L105 172V175L107 174ZM154 171L156 173H154ZM50 172V171H49ZM40 173V171L38 172ZM47 173V172H46ZM88 173V172H87ZM104 173V172H103ZM102 173V174H103ZM162 173V172H161ZM171 173V172H170ZM64 172V177L66 176V179L67 178V175ZM129 174V175H128ZM165 174V172H164ZM168 174V173H167ZM42 175V179H45L44 176H45V173L44 175L43 174H40ZM39 175V176H40ZM95 175V174H94ZM116 175V174H115ZM157 175V174H156ZM159 175V174H158ZM161 175V174H160ZM170 175V174H169ZM172 176H167V177H163L162 175L161 176H157V181L159 182V189L163 186L166 187L165 188H170L171 186H173V184H177L176 181L178 180V178H176L177 176H173V174L171 173ZM47 176V175H46ZM97 176L99 177V175L97 174ZM102 176V175H101ZM107 176V175H106ZM105 176V177H106ZM112 176V177H111ZM155 176V177H154ZM77 177V176H76ZM75 177V178H76ZM88 177V176H87ZM104 175L101 177V178H105ZM108 177V178H109ZM161 177V180L159 179ZM174 177V178H173ZM255 177V176H254ZM94 178H97V177H94ZM100 178V177H99ZM107 178V177H106ZM105 178V179H106ZM110 178L108 179V184L110 183ZM115 178V177H114ZM210 178V176H209ZM47 179V178H46ZM23 180V181H21ZM97 180V179H96ZM111 180V181H112ZM115 180V179H114ZM181 180V179H179ZM2 181V182H4ZM54 181V180H53ZM60 181V180H59ZM175 181V182H174ZM182 181H185V180H182ZM69 182V181H68ZM155 182V184H154ZM174 182V183H172ZM181 182V181H180ZM13 183V182H12ZM29 183V182H28ZM46 183V182H45ZM57 183V182H56ZM100 183V182H98ZM103 183V182H102ZM105 183V181H104ZM116 183V184H117ZM101 184V183H100ZM99 184V185H100ZM108 184H106L108 186ZM162 184V185H161ZM179 184V183H178ZM182 184V182H181ZM232 184V183H231ZM10 185V184H9ZM29 185V184H28ZM50 185V184H49ZM97 185V184H96ZM183 185V184H182ZM181 185V186H182ZM189 185V183H188ZM206 185V184H205ZM212 185V184H211ZM87 186V185H86ZM105 186V184H104ZM103 185L101 186V192L105 191L107 189V187L105 188ZM111 186V185H110ZM161 186V187H160ZM168 186V187H167ZM170 186V187H169ZM176 186V185H175ZM207 186V185H206ZM209 186V185H208ZM207 186V187H208ZM25 189L26 186H24ZM23 187V188H24ZM103 187L105 190H103ZM117 187V188H118ZM184 187V186H183ZM182 187V188H183ZM248 186V188H245V193L243 194L246 199V201L248 202L247 204H249L250 208H251V213H249L250 215L248 216H245L244 212H245V208H243V205L242 204H239V202H235L233 201L232 199V202H229L233 205L232 208L235 209V211L237 212V214L239 213L241 216H243L247 221H249L252 225V228H253V232H257V233H254L253 236H250V237H246L245 235H243L244 237H246L244 239V237L242 239L239 238V235H242L239 233V235H236L234 233H231V232H234V231H231L229 232L227 229L228 227H224L223 225H221L219 222L217 224L214 225V223L212 225H210L209 227H207L208 229L204 230L203 228L201 229V227L198 226V230L201 231L199 232V237H203L204 239L202 240L203 241V245L206 246L207 248L211 249L213 251L214 254H218V258H220L221 260H224V263L225 264H257L255 263V261L251 258L250 253L248 254V249L245 247L247 244H253L254 247H256V244H255V239L259 240L260 242L264 243V185H254L253 187H250ZM1 188V187H0ZM13 188V187H12ZM22 188V189H23ZM71 188V186H70ZM91 188V187H90ZM100 189V187H98ZM116 188V187H115ZM130 188V189H129ZM156 188V187H155ZM158 188V187H157ZM201 188H202V184H201ZM211 188V187H210ZM225 188H228L229 187H225ZM232 188V187H231ZM238 188V187H237ZM241 188V187H240ZM240 188H239V191H240ZM92 189V188H91ZM172 189V188H170ZM176 189V187L174 188ZM180 189V188H179ZM209 189V187L207 188ZM222 190V192H224V194L226 195V197L229 198V194L227 192L226 189L224 188H220ZM235 189V188H234ZM2 190V188H1ZM177 190V189H176ZM174 190V191H176ZM183 190V189H182ZM196 190V189H195ZM231 190V189H230ZM85 191V190H84ZM83 191V192H84ZM90 191V190H89ZM113 191V190H112ZM158 191V190H157ZM171 191V190H170ZM203 191V189H202ZM211 191V190H210ZM235 192V190H233ZM99 192V193H101ZM107 192V190H106ZM106 192L103 194H106ZM124 192H126L124 190ZM129 193V191H127ZM166 192V190H165ZM173 192V191H171ZM184 192V191H183ZM216 192V191H215ZM214 192V193H215ZM231 192V191H230ZM243 192V191H242ZM242 192L239 194V195H242ZM1 193V192H0ZM90 193V192H89ZM94 193V192H93ZM98 193V194H99ZM112 193V192H111ZM159 193V192H158ZM177 193V192H176ZM182 193V191H181ZM192 193V192H191ZM210 193V192H208ZM207 193V194H208ZM236 193V192H235ZM5 194V193H4ZM28 194V192H27ZM88 194V193H87ZM91 194V193H90ZM89 194V195H90ZM97 194V195H98ZM103 194H101L102 197L101 199H103ZM112 194H117V193H112ZM125 194V193H124ZM157 194V193H156ZM155 194V195H156ZM170 194V193H169ZM175 194V193H174ZM188 194V193H187ZM231 194V193H230ZM234 194V193H233ZM231 194V195H233ZM78 195V190H75L74 189L72 191H68L67 194H66V197H65V200L68 199V201L70 202V200L74 199L75 196ZM136 195V194H135ZM161 195V194H160ZM158 195V196H160ZM168 195V194H167ZM203 195V194H201ZM2 196V195H1ZM29 196V195H28ZM99 196V195H98ZM157 196V197H158ZM165 196V195H163ZM188 196V195H186ZM194 196V195H193ZM199 196V195H197ZM218 196V195H217ZM27 197V196H26ZM87 197V196H86ZM100 197L97 198L100 200ZM112 197V196H111ZM131 197V199L133 198ZM156 197V198H157ZM161 197V196H160ZM167 197V196H166ZM235 197V196H234ZM31 198V196H30ZM89 198V197H88ZM92 198H94L92 196ZM107 198V197H105ZM114 198V197H113ZM111 198V199H113ZM117 198V197H116ZM121 198V197H120ZM123 198V197H122ZM130 198V197H129ZM138 197H136V200H137ZM165 198V197H164ZM172 198V197H171ZM197 198V197H196ZM4 199V198H2ZM27 199V198H26ZM130 199V200H131ZM203 200V197L201 198ZM206 199V198H205ZM204 199V200H205ZM225 199V198H224ZM227 199V198H226ZM236 199V198H235ZM242 199L241 198V201L242 202ZM75 200V199H74ZM73 200V202H74ZM97 200V201H99ZM115 200V199H114ZM122 200V199H121ZM173 200V199H172ZM171 200V202H172ZM175 200V199H174ZM201 200V201H202ZM214 200V199H213ZM228 200V199H227ZM230 200V201H231ZM8 201V200H7ZM28 201H31V200H28ZM35 201V200H34ZM76 201V200H75ZM96 201V202H97ZM159 201V200H158ZM163 201V200H162ZM165 201V200H164ZM178 201V199H177ZM182 201V199H181ZM237 201V200H236ZM33 202V201H32ZM92 204L93 201H91ZM95 202V208H97V204ZM114 202V201H112ZM166 202V201H165ZM175 202V201H174ZM194 202V201H193ZM208 202V201H207ZM22 203V202H20ZM76 203V202H75ZM90 203V201H89ZM119 203V202H118ZM125 203V202H124ZM123 203V204H124ZM156 203V202H155ZM177 203V202H176ZM191 203V202H189ZM210 203V202H209ZM209 203L207 204L205 201H204V210L206 211L205 213L207 214H210L208 215L211 216L213 214V208L211 209L212 206L209 205ZM100 204H102V200L100 202ZM100 204L98 205L99 207H102L100 206ZM126 204V203H125ZM129 204V203H128ZM165 204V203H164ZM182 204V203H181ZM30 205V203H29ZM36 205V202L35 204ZM127 205V204H126ZM172 205V204H171ZM215 205V204H214ZM218 205V204H217ZM231 205V206H232ZM245 205V204H244ZM58 206V205H57ZM78 206V205H77ZM94 206V205H93ZM112 206V205H111ZM123 206V205H122ZM129 206V205H128ZM159 206V204H158ZM168 206V204H167ZM166 206V207H167ZM169 206H170V203H169ZM32 208V206H30ZM69 207V206H68ZM246 207V206H245ZM16 208V207H15ZM95 208H92L93 210ZM112 207H110V210H111ZM126 208V206L124 207ZM131 208V207H130ZM169 208V207H168ZM226 208V207H225ZM223 208V209H225ZM97 209H100V208H97ZM128 209V207H127ZM164 209V208H163ZM217 209V208H216ZM228 209V208H227ZM121 210V209H120ZM133 210V209H132ZM136 210V209H135ZM166 210V209H165ZM169 210V209H168ZM180 210V209H179ZM198 210V209H197ZM226 210V209H225ZM248 210V209H247ZM28 211V210H27ZM43 211V210H42ZM54 211V210H53ZM81 211V210H80ZM101 211V209H100ZM103 211V210H102ZM116 211L113 210V212ZM118 211V209H117ZM116 211V212H117ZM129 211V210H128ZM134 211V210H133ZM157 211V210H156ZM181 211V210H180ZM223 211V210H222ZM234 211V210H233ZM250 211V210H249ZM13 212V211H12ZM96 212H99L96 211ZM95 212V214H96ZM135 212V211H134ZM138 212V211H137ZM136 212V213H137ZM161 212V211H160ZM15 214V212H13ZM20 213V212H19ZM18 213V215H20ZM26 213V211H25ZM80 213V212H79ZM112 214V211L110 212ZM115 213V212H114ZM139 213V212H138ZM137 213V214H138ZM170 213V212H168ZM204 213V214H205ZM216 213V212H215ZM22 214V213H21ZM33 214V213H32ZM31 214V215H32ZM38 214V213H37ZM41 214V213H40ZM43 214V213H42ZM66 214V213H65ZM102 214V213H101ZM109 214V213H108ZM230 214V213H229ZM228 214V215H229ZM99 214H96V216L98 217ZM113 215V214H112ZM170 215V214H169ZM193 215V214H192ZM225 215V213H224ZM21 216V215H20ZM19 216V217H20ZM25 216H28L27 214ZM38 218V215H36ZM85 216V215H84ZM83 216V217H84ZM108 216V215H107ZM163 216V215H162ZM201 216V215H200ZM198 216V217H200ZM205 218L207 217L206 214L204 215ZM203 216V217H204ZM217 216V215H216ZM24 217V216H23ZM22 217V218H23ZM51 217V216H50ZM96 217V218H97ZM111 217V216H110ZM114 217L116 218V216L114 215ZM169 217V216H168ZM197 217V216H196ZM231 217V216H230ZM229 217V218H230ZM235 217L237 218L238 216L235 215ZM9 218V217H8ZM30 219V217H28ZM42 218V217H41ZM40 218V219H41ZM54 218V217H53ZM112 218V217H111ZM118 218V217H117ZM116 218V219H117ZM164 218V217H163ZM193 218V217H192ZM211 218V217H210ZM219 218V216H218ZM20 219V218H19ZM26 219V218H25ZM24 219V220H25ZM46 219V218H45ZM100 219V218H98ZM114 219V218H112ZM132 219V220H131ZM166 219V218H164ZM217 219V217H216ZM216 219H212V222L213 220L215 221ZM242 219V218H240ZM244 219V221H245ZM10 220V219H9ZM8 220V222H9ZM42 220V219H41ZM108 221V219H106ZM111 220V219H110ZM195 220V219H193ZM19 221V220H18ZM17 221V222H18ZM31 221V220H29ZM46 221V220H45ZM70 221V220H69ZM106 221V222H107ZM113 221V220H112ZM119 221V220H118ZM117 221V222H118ZM144 221V223H143ZM157 221V220H156ZM155 221V222H156ZM161 221V220H160ZM164 221V220H163ZM192 221V219H191ZM198 221V220H197ZM206 221H208V218L206 219ZM105 222V220H104ZM110 221H108L109 223ZM116 222V220H115ZM120 222V221H119ZM119 222L116 223L117 225H119ZM127 222V221H126ZM129 222V221H128ZM204 222V221H203ZM217 222V221H216ZM221 222V221H220ZM10 223V222H9ZM20 223V221H19ZM30 223V222H29ZM88 223V222H87ZM122 223V222H120ZM159 223V222H158ZM176 223V222H175ZM209 223V221H208ZM15 224V223H14ZM107 224V223H106ZM113 224H115L113 222ZM177 224V223H176ZM195 224V223H194ZM206 224V223H205ZM204 224V225H205ZM25 225V224H24ZM44 225V224H43ZM75 225V224H74ZM116 225V226H117ZM124 226V224H122ZM120 225V226H122ZM128 225V224H127ZM230 225V224H229ZM4 226H8L6 224H4L3 222H0V229H5ZM33 226V225H31ZM87 226V225H86ZM104 227V225H102ZM112 226V225H111ZM110 226V227H111ZM115 226V225H114ZM164 226V225H163ZM177 226V225H175ZM196 226V224H195ZM201 226V225H200ZM203 226V224H202ZM208 226V225H206ZM248 226V225H247ZM89 227V226H88ZM109 227V228H110ZM170 227V226H169ZM172 227V226H171ZM187 227V226H186ZM189 227V226H188ZM205 227V226H203ZM250 227V226H249ZM14 229V231L12 230V232H15V233H18V232H26V231H23V230H20L17 229V228H14L11 227ZM45 228V227H44ZM71 228V227H70ZM69 228V229H70ZM108 228V227H107ZM113 228V227H112ZM120 228V227H119ZM128 228V226H127ZM156 228V227H155ZM233 228V227H232ZM52 229V228H51ZM10 230V229H9ZM25 230V229H24ZM40 230V229H39ZM112 230V229H110ZM169 230L171 231L172 228H169ZM187 230V229H186ZM229 230H230V227H229ZM52 231V230H51ZM107 231V230H106ZM7 232V231H6ZM11 232V233H12ZM41 232V231H40ZM48 232V231H47ZM104 232V231H103ZM108 232H111V231H108ZM129 232V231H127ZM156 232V231H155ZM236 232H240V231H236ZM3 233V232H2ZM1 233V234H2ZM27 233V232H26ZM67 233H69V231H67ZM70 233H71V230H70ZM70 233H69V236H70ZM75 233V232H74ZM90 233V232H88ZM92 233V232H91ZM107 233V232H106ZM112 233V232H111ZM123 233V232H122ZM126 233V231H125ZM130 233V232H129ZM128 233V234H129ZM157 233V232H156ZM4 234V233H3ZM9 234V233H8ZM28 235L30 236H27L29 238H32V236H36L32 233H27ZM46 234V233H45ZM103 234V233H102ZM253 234V233H252ZM251 234V235H252ZM256 234V235H255ZM13 235V233H12ZM19 235V234H18ZM47 235V234H46ZM55 235V234H54ZM73 235V234H72ZM104 235V234H103ZM108 235V234H107ZM110 235V233H109ZM108 236H106V234L104 235L105 236V240L107 242H104L105 240H101V239H98V240H101L102 245L101 247L103 248V254L106 255V259H109V260H112V261H115L117 263H120V264H129L130 261L134 260V262H136V264H141L140 261H135V259H138V254H135V252L133 250H130V249H121L120 247H118L116 245V243L114 244V239L112 238H109L110 241H114L113 243L108 241ZM113 235V234H112ZM133 235L132 237H130L129 239H132V241H138V239L134 240L135 236L134 234H131L130 233V236ZM146 235V234H144ZM159 235V233H158ZM198 235V234H197ZM21 235H19L20 237ZM57 236V235H56ZM61 236V235H60ZM69 236H67L66 234V237L68 238ZM91 236V235H90ZM117 236V235H116ZM119 236V234H118ZM117 236V237H118ZM155 236V235H154ZM161 236V235H159ZM15 237V235L13 236ZM17 237V236H16ZM26 237V236H25ZM26 237V238H27ZM53 237V235H52ZM72 236H70L69 238L72 240L71 238ZM88 237V236H87ZM86 237V238H87ZM107 237V239H106ZM121 236H119L120 238ZM126 237V236H125ZM129 237V236H128ZM126 237V238H128ZM144 237V236H143ZM148 237V236H147ZM242 237V236H240ZM165 238V237H164ZM175 238L176 242L178 243H181V242H185V243H189L191 241H188L187 237H186V233L185 235L184 234H178V235H175ZM191 238V237H190ZM25 239V238H24ZM51 239V238H50ZM70 239H67V240H70ZM90 239V237L88 238ZM117 239V238H116ZM148 239H150L148 237ZM159 240V239H158ZM164 240V239H163ZM191 240V239H190ZM25 241H28V240H25ZM46 241V240H45ZM74 241V240H72ZM131 241V242H132ZM147 241V240H146ZM150 241V240H149ZM100 242V244H101ZM153 242V241H152ZM162 241H159V244H161ZM195 242V241H194ZM9 243V242H8ZM46 243V242H44ZM57 243V245L59 244L60 246H58L57 248H60V249H64L66 251H70V252H75V253H78L80 252V249L79 247L77 248V246H71V245H68V244H64V243H59V242H55ZM98 243V242H97ZM122 243V242H120ZM133 243V242H132ZM131 243V244H132ZM166 243V242H165ZM247 243V244H246ZM42 244V243H41ZM119 244V243H118ZM123 244V243H122ZM137 245V243H134ZM134 244H132L133 246H135ZM147 244V243H146ZM149 244V243H148ZM156 244V243H154ZM163 244H164V241H163ZM161 244V245H163ZM246 244V245H245ZM260 244V243H259ZM48 245V243H47ZM73 245V244H72ZM139 245V244H138ZM151 245V243H150ZM160 245V246H161ZM170 245V244H169ZM168 245V246H169ZM180 245V244H179ZM184 245V244H183ZM198 245V244H197ZM252 245V246H253ZM154 246V245H153ZM159 246V247H160ZM189 246V245H188ZM100 247V249H102ZM124 247V246H122ZM141 247V246H140ZM262 247V246H261ZM126 248V247H125ZM154 248V247H153ZM156 248V247H155ZM154 248V250H155ZM162 248V247H161ZM170 248V247H169ZM193 248V247H192ZM195 248V247H194ZM201 248V247H200ZM152 249V247H151ZM159 249V248H158ZM157 249V250H158ZM163 249V248H162ZM161 249V250H162ZM247 249V250H246ZM194 250V249H193ZM60 251V250H59ZM101 251V250H100ZM156 252V251H155ZM158 252V251H157ZM165 252V251H164ZM264 252V251H262ZM67 253V252H66ZM154 253V252H153ZM161 253V252H160ZM173 253V252H172ZM171 253V254H172ZM61 254V253H60ZM63 254V253H62ZM69 254V253H67ZM74 254V253H73ZM102 254V253H101ZM150 254V253H149ZM158 254V253H157ZM156 254V255H157ZM164 254V253H163ZM166 254V253H165ZM186 254V252H185ZM197 254V253H196ZM72 255V254H71ZM77 255V254H76ZM79 255V254H78ZM102 255V256H104ZM136 255H138L136 257ZM200 255V254H199ZM164 256V255H163ZM166 256V255H165ZM214 256V255H213ZM217 256V255H216ZM54 257V256H53ZM58 257V256H57ZM63 257V256H62ZM75 257V256H74ZM99 257H101V255H99ZM153 257V255H152ZM167 257H171V256H168L167 254ZM207 257V256H206ZM264 257V256H263ZM55 258V257H54ZM77 258V257H75ZM151 258V257H150ZM161 258V257H160ZM198 258V257H197ZM212 258V257H211ZM217 258V260H218ZM143 259V258H142ZM190 259V258H189ZM179 260V259H178ZM207 260V259H206ZM106 261V260H105ZM146 261V260H145ZM151 261V260H150ZM162 261V260H160ZM159 261V262H160ZM171 261V260H169ZM165 262V261H164ZM163 262V263H164ZM175 262V260H174ZM60 263V262H59ZM104 263V262H103ZM132 263V262H130ZM179 263V262H178ZM213 263V262H212ZM165 264V263H164ZM170 264V263H169ZM203 264V263H202ZM205 264V262H204ZM211 264V263H210Z\"/></svg>",
	"mask_w": 264,
	"mask_h": 264
}]
</instances>
